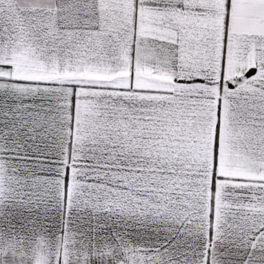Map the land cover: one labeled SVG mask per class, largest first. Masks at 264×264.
I'll use <instances>...</instances> for the list:
<instances>
[{
	"label": "snow or ice",
	"instance_id": "1",
	"mask_svg": "<svg viewBox=\"0 0 264 264\" xmlns=\"http://www.w3.org/2000/svg\"><path fill=\"white\" fill-rule=\"evenodd\" d=\"M0 264H264V0H0Z\"/></svg>",
	"mask_w": 264,
	"mask_h": 264
}]
</instances>
